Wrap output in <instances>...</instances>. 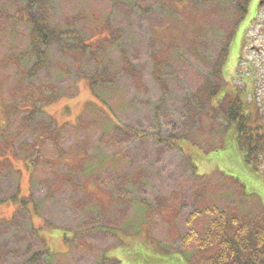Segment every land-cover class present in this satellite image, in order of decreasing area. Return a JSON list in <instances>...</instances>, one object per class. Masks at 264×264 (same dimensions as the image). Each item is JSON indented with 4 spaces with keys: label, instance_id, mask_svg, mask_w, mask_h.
Segmentation results:
<instances>
[{
    "label": "trees",
    "instance_id": "1",
    "mask_svg": "<svg viewBox=\"0 0 264 264\" xmlns=\"http://www.w3.org/2000/svg\"><path fill=\"white\" fill-rule=\"evenodd\" d=\"M107 1L108 8L98 12L82 7L70 15L61 13L62 0L21 1L16 17L26 32L25 41L0 60V163L8 161V150L21 138L19 146L26 154L17 160L32 175L35 162L42 158L41 145L55 146L57 137L83 133L95 116L100 117V132L118 130L129 136L132 145L167 144L184 156L183 145L216 151L232 132L244 162L253 170L264 167V134H252L248 103L224 75L231 44L251 0ZM139 22L147 25L141 43L135 30ZM79 81L87 85L92 101L76 124L58 125L45 108L72 96ZM129 112L145 115L144 122L137 126L125 123ZM207 136L210 140L205 142ZM83 151L72 153L78 158ZM61 157L59 163L66 164ZM105 160L98 156L97 165L87 160L83 163L88 165L76 168L66 164L69 168L63 182L75 192L70 184L75 172L87 174ZM186 160L192 177L201 178ZM11 172V167L4 174L0 171V181L9 180ZM125 184H133L126 186L131 191L138 182ZM198 191L193 186L190 192L201 201ZM18 196L2 197L0 204L10 202L15 207L13 214L28 215L26 228L31 234L15 226V215L0 219V264H53L58 254L46 246L42 251L31 250L33 240L43 241L32 221L38 205L30 196ZM161 198L156 196L153 204L142 200L135 204L144 215L156 214L160 208L167 211L171 207L162 204ZM231 208L195 209L186 217L187 227L208 217L201 234L191 227L179 238L181 252L195 247L190 264H264V210L260 206L257 213L243 219ZM68 231L71 235L65 240L69 245L81 237L85 241L91 233L81 228ZM61 255L68 260L70 253ZM100 259V264H120L103 256Z\"/></svg>",
    "mask_w": 264,
    "mask_h": 264
},
{
    "label": "rangeland",
    "instance_id": "2",
    "mask_svg": "<svg viewBox=\"0 0 264 264\" xmlns=\"http://www.w3.org/2000/svg\"><path fill=\"white\" fill-rule=\"evenodd\" d=\"M21 1L24 0H0V60L25 41L24 27L17 24ZM107 4V0H62L60 11L70 15L83 7L98 12L103 7L108 8ZM146 28L147 25L141 22L135 24L139 43L145 38ZM247 31L255 39L247 44L245 37L240 47L237 34L230 47L224 75L230 84L241 90L243 99L248 103L252 134H264V42L261 44L259 37H264V10L257 24ZM254 45L260 54L250 52V47ZM2 71L0 65V73ZM192 72L189 76L193 75ZM76 85L72 96H65L45 108L48 116L58 125L76 124L83 116L87 103L92 101L87 85L83 81ZM92 117L89 129L83 133L68 138L57 137L55 146L40 144L42 158L37 162L34 159V174L31 175L17 160L19 156L24 159L26 154L19 146L21 138H17L14 151L8 150V161L0 163L3 174L8 167L13 169L9 180L3 178L0 181V198L12 197L16 193L18 197L30 196L34 199L39 211L38 215H33L32 221L43 241L33 240L31 250L42 251L46 246L52 253L58 254L53 264H100L101 256L120 264H190L189 258L193 256L195 247L192 245L181 252L179 238L191 227L201 234L208 222V217L202 216L187 227L186 217L193 210L217 206L226 210L233 206L231 209H236L239 215H243L241 217L247 218L257 213L260 206L264 210V167L253 170L244 162V153L238 150L232 132L223 138L222 146L216 151L183 145L185 156L195 168V175L201 177L198 178L192 177L186 157L177 148L154 141L148 146L132 145L133 141L127 139L129 136L118 130L100 132V117ZM144 117L139 112H129L123 121L137 126L144 122ZM208 140L210 136L205 142ZM85 142L88 147L84 146ZM2 146L0 134V149ZM27 148L30 145L23 149L27 151ZM76 149L84 150L78 158L72 153ZM61 156L73 168L88 165L83 163L87 160L89 165H97L98 156H104L107 161L87 174L75 172L77 175L70 183L75 186L74 192L72 186L63 182L69 167L59 163ZM126 181L138 184L129 191L127 187L133 184L127 186ZM51 183L55 184L48 189ZM193 186L199 188L201 201H198L196 193L190 192ZM156 196L162 197V204L168 203L171 207L167 211L160 208L156 214L144 215L135 203L142 200L153 204ZM175 197L179 202L174 203ZM14 210L10 202L0 204V219L8 220L15 215V226L22 232L27 230L25 234L30 235L26 228L29 216L25 213L13 214ZM76 228L91 233L85 241L81 237L78 242L69 245L65 240L71 235L68 230ZM18 252L23 255V252ZM66 252L70 253L68 260L60 256Z\"/></svg>",
    "mask_w": 264,
    "mask_h": 264
},
{
    "label": "flooded vegetation",
    "instance_id": "3",
    "mask_svg": "<svg viewBox=\"0 0 264 264\" xmlns=\"http://www.w3.org/2000/svg\"><path fill=\"white\" fill-rule=\"evenodd\" d=\"M263 10H264V0H251L247 13L245 17L243 18V20L241 21L239 25V31L237 33L240 47H241V41L245 39V37H246L245 42L247 44L253 42V40L255 39V37L249 36L247 34L248 33L247 30L249 27L252 28L255 24H257L260 18L261 12ZM261 20H263V18H261ZM259 37H260V42L262 44L264 42V37H262L261 35ZM255 46L256 45L250 47V52L253 54L256 51L258 54H260V50H258L257 46L256 47Z\"/></svg>",
    "mask_w": 264,
    "mask_h": 264
}]
</instances>
